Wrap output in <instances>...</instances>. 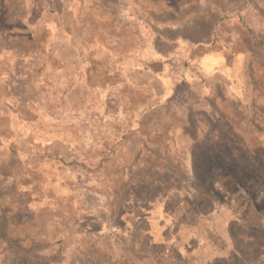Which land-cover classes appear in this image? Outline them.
Segmentation results:
<instances>
[{"label": "rangeland", "instance_id": "374dc122", "mask_svg": "<svg viewBox=\"0 0 264 264\" xmlns=\"http://www.w3.org/2000/svg\"><path fill=\"white\" fill-rule=\"evenodd\" d=\"M0 264H264V0H0Z\"/></svg>", "mask_w": 264, "mask_h": 264}, {"label": "trees", "instance_id": "16d2710c", "mask_svg": "<svg viewBox=\"0 0 264 264\" xmlns=\"http://www.w3.org/2000/svg\"><path fill=\"white\" fill-rule=\"evenodd\" d=\"M170 205L171 204H167V207H170ZM201 217H204V216H201ZM175 224H173V227L169 228V230L162 235V238L166 239V240H170V238L175 239V238L179 237L182 239V242L179 241V243H181L182 245L184 244V247L186 248L187 244L185 243V240H187V238H188V240L190 242L192 237H191V239H189V237H187V236L182 237L180 234V232H181L180 229H181V226H183V225L180 223V221L176 222ZM173 245H174V243L171 244V246H173Z\"/></svg>", "mask_w": 264, "mask_h": 264}]
</instances>
